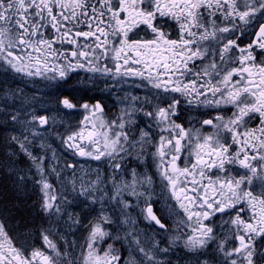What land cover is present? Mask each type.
<instances>
[{
    "label": "snow or ice",
    "instance_id": "snow-or-ice-1",
    "mask_svg": "<svg viewBox=\"0 0 264 264\" xmlns=\"http://www.w3.org/2000/svg\"><path fill=\"white\" fill-rule=\"evenodd\" d=\"M0 264H264V0H0Z\"/></svg>",
    "mask_w": 264,
    "mask_h": 264
},
{
    "label": "flooded vegetation",
    "instance_id": "flooded-vegetation-1",
    "mask_svg": "<svg viewBox=\"0 0 264 264\" xmlns=\"http://www.w3.org/2000/svg\"><path fill=\"white\" fill-rule=\"evenodd\" d=\"M81 71V75H83V71L82 70H80ZM31 87H33V85H32V83L29 81L28 82V88H31ZM35 87H38V88H41V89H43L44 88V85L43 84H37V85H35ZM141 95L143 94L142 92L140 93ZM109 103L111 102V101H108ZM53 147H55V145H53ZM70 155V154H69ZM92 167H96V165L93 163L92 164ZM69 239H72L71 237H69ZM79 251H80V249H79V247H77L76 248V254L78 255L79 254Z\"/></svg>",
    "mask_w": 264,
    "mask_h": 264
}]
</instances>
